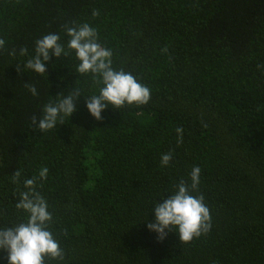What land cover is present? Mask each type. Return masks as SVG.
I'll list each match as a JSON object with an SVG mask.
<instances>
[{"label":"trees","instance_id":"obj_1","mask_svg":"<svg viewBox=\"0 0 264 264\" xmlns=\"http://www.w3.org/2000/svg\"><path fill=\"white\" fill-rule=\"evenodd\" d=\"M82 23L150 101L109 107L97 121L81 97L42 133L32 118L43 105L98 86L76 73L71 52L50 59L47 76L21 65L37 39L57 33L66 43L65 28ZM0 39V227L25 219L15 207L23 180L47 167L36 191L62 264H264V0H0ZM195 166L212 226L187 243L173 232L160 240L146 228L153 203Z\"/></svg>","mask_w":264,"mask_h":264},{"label":"clouds","instance_id":"obj_2","mask_svg":"<svg viewBox=\"0 0 264 264\" xmlns=\"http://www.w3.org/2000/svg\"><path fill=\"white\" fill-rule=\"evenodd\" d=\"M93 17L98 15L96 11ZM66 43L61 42L57 33H48L34 42L33 53L21 65L23 72L47 76L46 65L52 58H61L74 53L76 73L90 75L98 86V92L85 96L79 87L68 88L55 99L43 105L39 118L33 117L32 124L40 132L52 130L62 124L65 118H70L77 111V103L81 97L84 106L91 117L99 121L102 112L109 107L120 109L125 105H145L150 101V89L139 82L130 72L117 70L112 66V52L98 42L97 31L88 23L68 26L64 30ZM0 39V48L4 47ZM20 56L28 55L27 49L20 48ZM10 56L17 55L15 49L9 51ZM63 78H61L62 80ZM33 96L37 95L35 86H29ZM179 140L183 129L176 128ZM172 159V153H164L160 157L162 167H167ZM199 166L192 168L187 182L180 180L165 198L155 201L151 208L153 218L146 223L149 232L155 233L163 240L169 232L176 234L180 242H190L192 239L207 233L211 228L209 208L204 202V196L198 193L200 185ZM48 168L39 169L38 177L23 180V189L15 207L22 210L26 216L21 222L0 227V250L6 253L7 264H45V258L62 264L64 251L59 246L49 230L52 214L48 210L46 199L36 191L37 180L47 178ZM21 172L16 171L10 178L13 184H18Z\"/></svg>","mask_w":264,"mask_h":264}]
</instances>
